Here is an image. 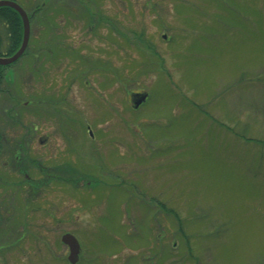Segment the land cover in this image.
I'll return each mask as SVG.
<instances>
[{
	"label": "rangeland",
	"instance_id": "obj_1",
	"mask_svg": "<svg viewBox=\"0 0 264 264\" xmlns=\"http://www.w3.org/2000/svg\"><path fill=\"white\" fill-rule=\"evenodd\" d=\"M102 9L115 29L106 20L81 38L73 32L88 44L81 51L40 54L38 90L33 45L2 69L1 148L3 131L24 136L31 145L17 155L33 157L35 109L39 135L69 132L72 170L89 179L96 264H118L128 249L138 264H264V0H114ZM136 91L147 99L135 108ZM52 134L50 144L63 142ZM2 158L0 193L17 182L4 170L18 174L15 159ZM48 195L66 202L58 187ZM153 196L168 207L161 260L148 242L161 221Z\"/></svg>",
	"mask_w": 264,
	"mask_h": 264
},
{
	"label": "flooded vegetation",
	"instance_id": "obj_2",
	"mask_svg": "<svg viewBox=\"0 0 264 264\" xmlns=\"http://www.w3.org/2000/svg\"><path fill=\"white\" fill-rule=\"evenodd\" d=\"M0 1L16 4L22 8L28 18L29 36L23 54L33 45L32 51L36 54L33 62L34 90H38L40 82L43 81L41 78L42 62L40 54L71 52L78 49L79 46L81 51V45L87 46L88 44H81L78 37L81 38L85 33H89L88 31L95 32L105 24L106 20L115 29L113 23L115 20L110 15L105 14L104 9H102L106 1L113 2L114 0ZM73 29L75 30L73 31ZM76 30L78 31L76 33L78 37L73 34ZM23 34V21L15 7L10 5L0 6V54H14L21 45ZM94 36H97V34H94ZM6 66L8 65H5L4 68ZM1 74L3 78L2 71ZM85 76L87 75H82L81 85L86 90L88 79ZM3 79H1V82ZM51 82L52 80H50V84ZM135 93L141 92H131V94ZM35 96L37 99V95ZM36 103L38 102L36 101ZM37 111L38 109L34 110L36 123L31 128L32 139L36 138L37 140V144L33 148L35 151L33 157L27 158L23 154L22 156L17 155L19 152L29 149L28 146L31 145L29 142H25L24 136L21 137V140L19 137L14 140L13 136H7L3 131L6 143V147L1 148L0 146L3 166H7L10 160L15 159L14 166H16L15 169L18 174L16 176L4 170L6 174L15 177L17 182L7 184L8 181L5 180L6 186L11 188V185L13 188L3 190L0 193V264H23L26 257L24 254L27 251L24 247L31 249L29 251L31 255H28L26 259L27 264L40 263L41 260L47 262V264H96L94 259L99 260L101 257L94 256L86 243L88 234L94 229L90 228L89 230V226L95 227L94 220H96L95 212L89 211L88 208V175L77 171L76 167L74 168L75 172L72 170L73 165L70 163L72 152L68 148V145L71 144L69 132L61 134L57 132V127L54 128V134H58L63 139V142L58 145H56V142L50 144V141L54 138L53 132L46 131L48 132L46 135H39L41 127L38 125L37 119L39 116L36 114ZM87 134L88 126L86 128V139ZM81 140H83L82 137ZM27 159H31V163L26 167L25 161L27 162ZM47 187H53L55 191L57 187L60 188L61 195L65 196L66 199L65 204L62 206L57 205L55 197L48 200L49 195L45 198L40 197L42 190L44 191ZM161 197H151L150 206L152 208L154 206L156 213L160 215L161 221L152 223V228L155 226V229H157V236L155 239L148 240L150 246L153 244L157 249L155 254H160L158 257L160 260L162 257L167 258L168 248L165 224L168 207L165 197ZM15 198L17 201L19 199V207L13 205ZM153 198L158 201L155 202V205L152 203ZM73 201L76 204H73ZM46 202L47 205H45ZM89 215H91L90 219ZM57 230L61 232L59 243H57ZM64 236H69V242L63 241ZM174 245L179 246L181 249L178 240L173 241L172 246ZM130 252V249H128V254L124 259L118 260V264H138L137 258L135 259L138 255ZM142 258L146 259V257ZM100 264L106 263L100 261ZM152 264H158V262Z\"/></svg>",
	"mask_w": 264,
	"mask_h": 264
},
{
	"label": "water",
	"instance_id": "obj_3",
	"mask_svg": "<svg viewBox=\"0 0 264 264\" xmlns=\"http://www.w3.org/2000/svg\"><path fill=\"white\" fill-rule=\"evenodd\" d=\"M2 5H10L12 7H15V9L18 11V13L20 14V16L22 18L23 26H24L23 39H22V42H21L19 49L12 55L0 56V65L5 66V65L12 64L13 62L18 60L22 56V54L25 50V47L27 45V42H28L29 23H28V18L26 16V13L22 10V8H20L16 4H13V3L7 2V1H0V6H2ZM146 97H147V94H145V93L131 94V101L133 103V106L135 108L138 107L141 103H143L146 100ZM68 237L69 236H64L63 241L69 242Z\"/></svg>",
	"mask_w": 264,
	"mask_h": 264
},
{
	"label": "trees",
	"instance_id": "obj_4",
	"mask_svg": "<svg viewBox=\"0 0 264 264\" xmlns=\"http://www.w3.org/2000/svg\"><path fill=\"white\" fill-rule=\"evenodd\" d=\"M5 54H0V56H3ZM4 68V66L0 65V82H1V79H2V74H1V71L2 69Z\"/></svg>",
	"mask_w": 264,
	"mask_h": 264
}]
</instances>
